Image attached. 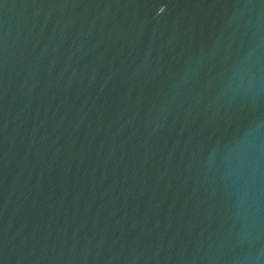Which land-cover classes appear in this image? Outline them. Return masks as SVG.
<instances>
[{"label": "water", "instance_id": "95a60500", "mask_svg": "<svg viewBox=\"0 0 264 264\" xmlns=\"http://www.w3.org/2000/svg\"><path fill=\"white\" fill-rule=\"evenodd\" d=\"M0 264H264V0H0Z\"/></svg>", "mask_w": 264, "mask_h": 264}]
</instances>
